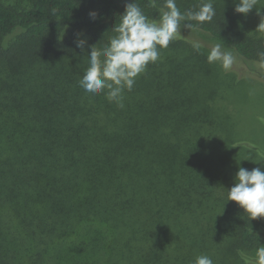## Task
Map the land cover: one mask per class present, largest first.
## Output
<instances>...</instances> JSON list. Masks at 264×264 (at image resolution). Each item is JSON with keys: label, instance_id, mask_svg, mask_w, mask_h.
<instances>
[{"label": "trees", "instance_id": "obj_1", "mask_svg": "<svg viewBox=\"0 0 264 264\" xmlns=\"http://www.w3.org/2000/svg\"><path fill=\"white\" fill-rule=\"evenodd\" d=\"M130 2L0 3V38L23 41L0 52V264H241L237 250L264 239L263 222L226 201L260 151L232 122L231 87L204 46L159 49L122 108L80 87L94 36L109 31L108 44ZM203 2L176 0L182 13ZM136 3L159 19L164 0ZM213 4L212 21L181 29L264 69V36L241 38L234 2Z\"/></svg>", "mask_w": 264, "mask_h": 264}, {"label": "clouds", "instance_id": "obj_2", "mask_svg": "<svg viewBox=\"0 0 264 264\" xmlns=\"http://www.w3.org/2000/svg\"><path fill=\"white\" fill-rule=\"evenodd\" d=\"M257 0H238L234 11L246 15L255 8ZM154 6V4L152 5ZM260 9L257 11L259 15ZM212 0H205L198 10L182 13L176 0H164L159 19L149 18L136 0L126 4L124 12L119 16V23L113 28L115 35L101 50L91 46L89 66L79 80L85 92L95 95L107 89L106 97L123 107V93L131 91L136 78L145 71L149 63H155L160 57L159 49H166L170 42L180 37V29L184 21H196L200 24L212 21L215 16ZM94 20L96 12H90ZM183 27L191 29V23ZM264 30V17L258 25ZM77 47H83L86 40L75 41ZM197 50L200 45H195ZM261 66L264 67V52L258 53ZM231 51H225L220 44L211 47L208 63L219 62L224 71H229L235 63ZM235 202L250 220L264 218V171L261 168L247 170L239 167L233 186L227 191V200ZM221 214V213H220ZM241 264H264V245L258 244L253 255L244 249H238ZM194 264H214L211 257L199 255Z\"/></svg>", "mask_w": 264, "mask_h": 264}, {"label": "rangeland", "instance_id": "obj_3", "mask_svg": "<svg viewBox=\"0 0 264 264\" xmlns=\"http://www.w3.org/2000/svg\"><path fill=\"white\" fill-rule=\"evenodd\" d=\"M85 1V0H80ZM221 1L223 3L234 2V5L238 0H214ZM213 2V0H212ZM0 3L11 6L13 8H24L26 7V0H0ZM215 6V4H213ZM219 5V4H217ZM222 5V4H220ZM224 7V5H222ZM260 9L259 15L257 11ZM227 12L229 13L228 9ZM235 12V11H234ZM239 15L238 17V27H236L234 32L241 38H245L247 35L256 34L257 36H264V30H261L258 27L261 17H264V0H257L255 8L250 10L246 15L234 13ZM109 31L97 32L94 36L95 47L97 49H103L107 44L105 41L108 40ZM180 37L194 44H199L205 49L210 51V45H205V43L195 36L190 31H185L180 29ZM104 37H106L104 40ZM177 38V39H178ZM22 43L19 39V33H14L11 36L0 38V52H3L7 49L8 45L15 43ZM103 44L98 48L99 44ZM69 48V47H67ZM91 49V47L89 46ZM74 49H77L74 45ZM90 51H87L90 54ZM75 52H79L76 50ZM81 58L77 59V62ZM214 67L217 68L218 72L223 75V78L226 79V82L231 87V93L229 101L227 102L228 113H230L232 122L236 124L237 130L242 132L246 139L249 140L254 146L260 151L256 153L247 154V157L252 160L254 158V168H261L264 171V158L261 155H264V69L259 67V65L254 66V70H250L248 65L235 62L232 68L229 71H224L219 62L213 63ZM220 67V68H219ZM254 116V126L250 124V118ZM255 151V150H254ZM250 160V161H251ZM263 222L264 218L254 219L255 224H260ZM260 245H264V239ZM254 254V252H253Z\"/></svg>", "mask_w": 264, "mask_h": 264}]
</instances>
